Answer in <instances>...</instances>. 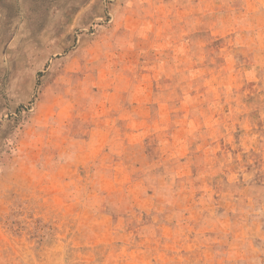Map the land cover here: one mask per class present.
I'll use <instances>...</instances> for the list:
<instances>
[{
    "label": "rangeland",
    "instance_id": "obj_1",
    "mask_svg": "<svg viewBox=\"0 0 264 264\" xmlns=\"http://www.w3.org/2000/svg\"><path fill=\"white\" fill-rule=\"evenodd\" d=\"M0 264H264V0H0Z\"/></svg>",
    "mask_w": 264,
    "mask_h": 264
}]
</instances>
